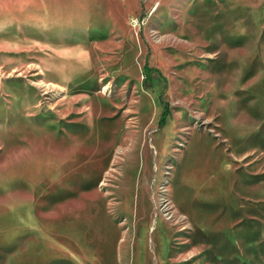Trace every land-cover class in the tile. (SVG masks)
<instances>
[{
    "label": "rangeland",
    "instance_id": "374dc122",
    "mask_svg": "<svg viewBox=\"0 0 264 264\" xmlns=\"http://www.w3.org/2000/svg\"><path fill=\"white\" fill-rule=\"evenodd\" d=\"M0 264H264V0H0Z\"/></svg>",
    "mask_w": 264,
    "mask_h": 264
},
{
    "label": "trees",
    "instance_id": "16d2710c",
    "mask_svg": "<svg viewBox=\"0 0 264 264\" xmlns=\"http://www.w3.org/2000/svg\"><path fill=\"white\" fill-rule=\"evenodd\" d=\"M151 71H152V69L150 67L144 66L143 81H144V83L146 85H149V83H150ZM167 112H168L167 108L164 109V111H163V113H162V115L160 117V120H159L161 123L163 122V120H164L165 115L167 114Z\"/></svg>",
    "mask_w": 264,
    "mask_h": 264
}]
</instances>
